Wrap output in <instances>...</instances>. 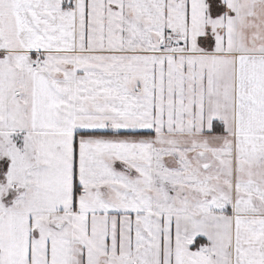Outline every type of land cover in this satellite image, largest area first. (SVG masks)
I'll return each instance as SVG.
<instances>
[{"label":"snow or ice","instance_id":"obj_1","mask_svg":"<svg viewBox=\"0 0 264 264\" xmlns=\"http://www.w3.org/2000/svg\"><path fill=\"white\" fill-rule=\"evenodd\" d=\"M0 264H264V0H0Z\"/></svg>","mask_w":264,"mask_h":264}]
</instances>
